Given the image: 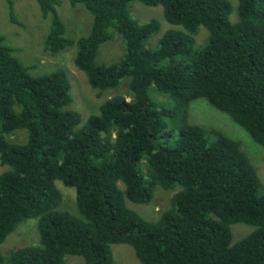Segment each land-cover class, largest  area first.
Wrapping results in <instances>:
<instances>
[{"label": "trees", "instance_id": "1", "mask_svg": "<svg viewBox=\"0 0 264 264\" xmlns=\"http://www.w3.org/2000/svg\"><path fill=\"white\" fill-rule=\"evenodd\" d=\"M34 1L49 18L44 51L75 45L74 65L91 88L125 83L128 96L104 99L81 122L68 108L66 72L30 74L0 33V245L23 219L36 218L39 234L36 245L0 253V264H65L66 255L114 264L116 243L130 245L141 264H264V185L255 166L239 141L188 117L190 103L204 98L264 146V0H236L235 22L227 0H69L92 16L76 40L66 35L59 0ZM132 1L160 5L183 30L146 47L159 23L132 18ZM199 26L208 37L195 48ZM114 34L123 56L97 63ZM19 131L25 140L12 141ZM56 181L72 189L78 215L59 208ZM157 186L171 191L157 220L126 206L150 202ZM238 222L254 229L232 242Z\"/></svg>", "mask_w": 264, "mask_h": 264}, {"label": "rangeland", "instance_id": "2", "mask_svg": "<svg viewBox=\"0 0 264 264\" xmlns=\"http://www.w3.org/2000/svg\"><path fill=\"white\" fill-rule=\"evenodd\" d=\"M56 6L57 12L66 25V35L73 40L85 35L92 21L91 14L81 5H72L69 0H59ZM230 4L229 19L231 22L237 20L236 0H227ZM129 14L139 23L146 22L152 18L159 23L157 32L150 34L145 39V46L155 48L161 35L169 29H182L181 26L169 23L163 16L160 5L147 6L138 1H132L128 7ZM13 17L15 20H13ZM49 18L41 15L38 4L34 0H0V33L5 38V43L15 49L14 55L25 66L30 74L39 75L54 69H63L70 82V95L72 102L68 106L80 114L81 122L91 114H97L98 105L107 98L113 96H128L125 83L117 88L98 92L91 88L83 72L74 65L73 58L75 45L49 54L43 49V41L48 33ZM208 37V31L199 26L194 36V45L197 48ZM124 53V42L120 35L114 34L111 40L103 43L98 51L97 63H111L118 61ZM157 94L150 88V95ZM162 98L161 95H154ZM97 110V112H96ZM189 121L208 127H214L223 131L227 136L240 142L242 150L248 155L250 162L255 166L257 174L264 185V146L254 142L249 134L236 124L226 113L213 107L204 98H197L190 103L188 110ZM26 138L24 131L17 132L10 139L22 142ZM6 169L0 164V173ZM56 186L61 189L62 201L59 208L77 214L73 191L56 181ZM123 188L122 185H120ZM171 191L157 186L153 191L150 202L138 204L125 200L126 206L146 220L155 221L160 213L170 205ZM78 215V214H77ZM254 227L242 222L231 225L232 242L239 240L248 234ZM37 230V219H23L15 229L7 236L0 245V253L6 255L11 249L36 245L39 242ZM111 257L114 264H141L134 255L130 245L116 243L110 245ZM65 264H84L82 257L77 255H66Z\"/></svg>", "mask_w": 264, "mask_h": 264}]
</instances>
